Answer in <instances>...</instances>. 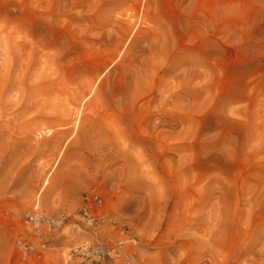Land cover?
<instances>
[{
  "label": "rangeland",
  "instance_id": "1",
  "mask_svg": "<svg viewBox=\"0 0 264 264\" xmlns=\"http://www.w3.org/2000/svg\"><path fill=\"white\" fill-rule=\"evenodd\" d=\"M93 190L137 264H264V0H0V264L37 201L83 264Z\"/></svg>",
  "mask_w": 264,
  "mask_h": 264
},
{
  "label": "built area",
  "instance_id": "2",
  "mask_svg": "<svg viewBox=\"0 0 264 264\" xmlns=\"http://www.w3.org/2000/svg\"><path fill=\"white\" fill-rule=\"evenodd\" d=\"M104 209L105 201L97 190L84 196L80 208V214L87 226L84 232L92 234L98 238V241L90 245H78L74 254L83 264H99L104 261L137 264L136 254L126 255V245L129 243L136 247L138 239L124 229L121 230L122 239L112 242L103 232L106 230L103 219ZM65 220L63 216H46L37 201L32 211L24 218V224L30 230V236L18 238L15 242V249L20 256L17 264H35L36 261L41 260L49 248L48 238L64 225ZM99 238L103 240L99 241Z\"/></svg>",
  "mask_w": 264,
  "mask_h": 264
}]
</instances>
